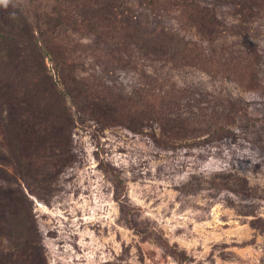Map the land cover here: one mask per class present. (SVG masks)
<instances>
[{
	"label": "rangeland",
	"instance_id": "1",
	"mask_svg": "<svg viewBox=\"0 0 264 264\" xmlns=\"http://www.w3.org/2000/svg\"><path fill=\"white\" fill-rule=\"evenodd\" d=\"M263 115L264 0H0V264H264Z\"/></svg>",
	"mask_w": 264,
	"mask_h": 264
},
{
	"label": "trees",
	"instance_id": "2",
	"mask_svg": "<svg viewBox=\"0 0 264 264\" xmlns=\"http://www.w3.org/2000/svg\"><path fill=\"white\" fill-rule=\"evenodd\" d=\"M156 1L157 2H162L163 0H143V2L149 6V7H154L156 6ZM164 2L162 3L163 6ZM125 14H126V20H131L133 21L136 17L134 16V13L131 11L130 8H126L125 9ZM167 17V16H165ZM169 18V17H167ZM165 19L163 18V21ZM168 24V23H166ZM166 28L169 29V25L165 26ZM250 101V100H248ZM244 103V102H243ZM247 105L252 106L254 108H257L256 110H260V108L262 109L261 106H257V102H249ZM246 127L247 130H251V131H255L252 132L253 135V139L255 140L256 143L255 144L257 146H260L261 143H263L264 145V115L260 118L254 117V118H249L247 117V121H246V125H244ZM107 167V166H106ZM107 169H109V171L111 172L112 177L114 178L113 180L118 184L121 181H119L118 176L116 175V173L114 172L113 169H111L110 167H107ZM122 203L123 205L121 206V212H122V216L124 221L131 227V229L139 234L143 233H147V232H142L140 227L134 222V219L132 218V214H133V209L131 206H129L128 201L126 198L122 197ZM184 257V256H183Z\"/></svg>",
	"mask_w": 264,
	"mask_h": 264
}]
</instances>
